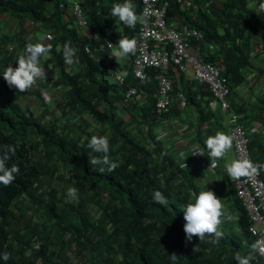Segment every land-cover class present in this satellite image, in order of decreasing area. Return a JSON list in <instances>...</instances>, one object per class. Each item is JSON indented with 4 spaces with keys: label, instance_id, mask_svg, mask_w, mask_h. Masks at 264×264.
I'll return each instance as SVG.
<instances>
[{
    "label": "trees",
    "instance_id": "obj_1",
    "mask_svg": "<svg viewBox=\"0 0 264 264\" xmlns=\"http://www.w3.org/2000/svg\"><path fill=\"white\" fill-rule=\"evenodd\" d=\"M61 1L0 0V14L8 15L19 26L15 34L3 32L4 43L0 41V143L15 147L9 166L16 164L20 169L11 186H0V252L12 256L7 262L0 259V264H78L77 257L79 264H237L236 254L247 255L257 240L250 231L253 222L238 194L237 180L228 176L221 161L207 181L214 187H202L192 168L182 167L181 162V136L191 142V160L206 157L210 163L211 158L195 121L185 119L181 134L179 94L186 97L187 105H200V123H210L209 115L215 111L205 113L192 87L171 76L172 69L179 71L176 67L166 73L173 84L168 111L158 107L159 69L150 68L149 79L144 80L134 76L132 67L121 72L125 78L122 84L111 78L113 71H121L120 65L109 58L111 49L101 44L106 39L118 43L120 34L103 25L102 0L81 1L88 28L99 30L103 34L100 39L82 34L83 26H75V16L72 23L65 22ZM229 1L223 12L243 6V2ZM174 4L168 9L169 21L177 9ZM247 21V25H233L241 27L243 33L239 28L232 36L220 33L217 26L210 29L203 22L196 24L206 41L230 46L220 63L225 66L231 89L246 82L242 69L252 65L250 51L244 54L237 42L244 32L254 29L251 20ZM28 24L31 28L40 25L50 35L44 42L51 44L52 50L44 66L51 68L47 79L19 92L8 85L3 72L8 65L18 64L27 43L38 42L29 33ZM140 25L131 38H136ZM187 41L192 47L196 40L188 37ZM65 42L76 49L72 65L65 63L62 51H57ZM206 60L217 63L215 58ZM205 86L206 90L201 88L203 96L212 97L209 86ZM131 87L138 91L127 99L125 94ZM21 96L37 107L35 113L21 106ZM237 112L241 117L233 125H245ZM244 128L248 135L252 130L257 136L255 129ZM93 136L107 137L108 155L119 164L114 171L101 172L103 165H90L89 157L104 156L88 147ZM261 146L264 144L258 139H251L253 159L264 164L256 154ZM197 150L204 155L195 154ZM260 171L264 180V169ZM69 187L78 190V200L69 198ZM210 189L221 198L232 219L225 217L219 243L210 242L214 238L199 241L193 237L186 244L180 207ZM156 191L168 200L167 207L155 202ZM251 264H264V258L257 255Z\"/></svg>",
    "mask_w": 264,
    "mask_h": 264
},
{
    "label": "crops",
    "instance_id": "obj_2",
    "mask_svg": "<svg viewBox=\"0 0 264 264\" xmlns=\"http://www.w3.org/2000/svg\"><path fill=\"white\" fill-rule=\"evenodd\" d=\"M75 0H62L65 11L63 13V18L65 22H71L74 17L72 3ZM82 1V0H81ZM229 0H182L181 2H176L174 7H177L174 13H172L171 21L178 27L183 28L185 26L196 27L197 23H205L209 25L210 29H214L215 26L218 27L220 33L229 32V34L234 35L238 32L243 33L242 28H234V26L241 25L242 22L244 25H247L248 19L254 24L253 31L244 32V36L238 39L239 47H241L246 54V51H250V59L252 65L248 68L242 69V73L246 76V82L233 87L232 94L229 97L231 106L234 110L239 111L242 114L243 122L247 128H254L255 135L252 137L258 139V141L264 144V13H257L255 10L259 9L261 4H264L261 0H230L236 4L243 2V6L240 8H231L229 7L228 11L223 12L226 7V3ZM124 0H102L101 7L104 9L100 10V13H103L101 21L104 22V26H109V31L113 34H120L127 36L129 38L133 37L136 27L129 28L124 24L118 22V19H115L110 16V9L115 3H123ZM133 3L136 7V11L140 14V1L133 0ZM246 3V4H244ZM100 7V9H101ZM172 7V6H171ZM104 11V12H103ZM242 17H245V21H241ZM72 23V22H71ZM75 26L78 27L74 21ZM234 25V26H233ZM29 33L34 39H38L40 35L46 34L48 41V33L45 29H42L40 25H34L31 28V25L28 24ZM80 28V27H78ZM19 29L18 23L10 18L8 15L0 14V41L5 40L3 32L7 34H15ZM82 34H88L90 37L100 39L103 34L97 30L96 32L91 30L88 27H81ZM118 29V30H117ZM249 29V28H248ZM246 31V30H245ZM250 31L252 33H250ZM239 36V34L237 35ZM195 43L192 42V50H194L199 56L206 59L210 57L215 58L218 63L222 62L224 56L228 53L230 46H225L223 44H218L216 41H206L204 39H195ZM209 40V39H208ZM211 40V39H210ZM117 44V43H115ZM225 46V47H223ZM222 48V49H221ZM112 50V49H111ZM109 50V58H113L115 64L120 65V72H127L132 67V55H129L126 58H123L118 63L115 57L110 56L112 52ZM247 55V54H246ZM243 56V55H242ZM48 71L49 66L45 68ZM55 74V71H53ZM50 74H52L50 72ZM48 74V75H50ZM174 75L176 79H181L182 85H188L197 93L196 101H200L203 104V111L210 114L211 111H215V114L209 115L211 122L200 123L201 107L200 105H187L185 108L181 106V134L182 128H185L184 120L195 121V129L198 131V134L205 137L209 136L210 133L213 135L222 130L223 132L229 131L230 133V118L231 113L229 111H224L218 105L216 107L211 106L212 97H204L202 90H206V86L200 84L195 80V77L192 73L179 72L172 69L171 76ZM111 78H114L111 74ZM115 79V78H114ZM202 88V90H201ZM200 89V90H199ZM205 98L208 100L206 102ZM242 110V112L240 111ZM180 120V117H178ZM229 126L228 127L226 126ZM201 132H200V130ZM196 134V132H195ZM198 138V135H196ZM191 142H188L187 138L181 136V162L182 165H188L192 168L193 173L196 175V179L199 181V185L202 187H211L207 181L212 179L211 171L213 169L211 162L209 163L206 157H203L200 160L194 161L191 160L190 152ZM264 161V146H261V151L256 153ZM206 158V159H205ZM235 158L234 147L228 152L227 156L223 159L214 161L215 164L221 162L225 164L230 163ZM209 175V178L207 176ZM212 190V189H210Z\"/></svg>",
    "mask_w": 264,
    "mask_h": 264
},
{
    "label": "clouds",
    "instance_id": "obj_3",
    "mask_svg": "<svg viewBox=\"0 0 264 264\" xmlns=\"http://www.w3.org/2000/svg\"><path fill=\"white\" fill-rule=\"evenodd\" d=\"M139 1H140V14L137 13L133 0H124L123 3H115L112 5L110 9V16L115 19H118V22L124 24L125 26L134 29L138 23H143L145 18V15L142 14L144 10V2L143 0H139ZM163 1L164 0H160L159 5H161ZM168 1H169V6L167 7L166 18H167L168 9L173 4V1L181 2L182 0H168ZM75 2H79L83 9L84 17L87 22L85 25L79 23L77 15L74 12ZM61 6H63V4H61ZM72 8L78 26L88 27V20L86 18V13L82 6L81 0H75L72 3ZM255 11L257 13H264V4H261L259 6V9H256ZM167 22L169 25L176 26L172 21H169L168 18H167ZM185 27L192 28L201 34V36L197 35V36H193L192 38L204 39L203 31H201L197 27H190V26H185ZM183 28H179V29H183ZM49 37L50 35L48 34V38ZM46 39H47V35L43 34L38 37V42L27 43L24 50V54L20 55L17 59L18 64L16 65L13 64V66L8 65V67L4 70L3 72L4 80L8 83L10 87H15L16 89H18L19 92H26L32 87H34L37 84V81L47 79V71L44 66L45 65L44 61L48 59L49 53L52 50V45L45 43L44 41ZM107 41H109V43H111L112 45V46L109 45L106 46L112 49L110 56L115 57L118 63L120 62L121 59L126 58L129 55L134 56L137 51L138 44L135 38H129L127 36L120 35L117 44H115L113 41L109 39H106V41L103 43H106ZM2 42L4 43V41ZM9 48L13 49L14 45L12 46L10 45ZM57 51H62L65 63L69 65L75 63L74 58L76 56V49L71 46L70 42H65L63 45H58ZM192 51L203 61L211 62L199 56L194 50ZM95 58L97 59V57ZM215 64H221V63L217 62ZM172 67H176L181 72L192 73L195 77V80L199 82L192 69L181 70L179 67L172 65L171 68L168 70V72L172 69ZM49 68L51 67L49 66ZM132 68L134 70L133 65ZM160 72L162 73V75L168 77L166 73L162 72V70H160ZM116 73H120L123 76L121 72L113 71L112 74L115 79L116 78L119 79L118 76L115 77ZM146 74L147 77L145 79H149V74L147 71ZM168 79L170 78L168 77ZM140 80H144V79H140ZM200 84L208 85L210 91L212 92L211 87L208 83H200ZM227 85L229 87V94L227 96V100L229 102V108L227 109L222 108L221 104L215 98L212 92L213 98L211 101V106L216 107L218 105L224 111L226 112L229 111L231 113V118L229 121L230 133L217 131L214 135L208 136L205 141L206 148L208 150V156L211 158L210 166L215 167L216 165L214 161L225 158L228 152L234 147L236 159L232 160L230 163L226 164L225 166L228 176L234 181L240 180L242 178H247L251 180L254 179V177L259 174V171L261 169H264V164L256 163L251 155V139L253 138L252 130H251V135H248L246 132V135L248 137V147L251 158H242V159L238 158L235 136L234 134H232V131L234 126L242 125L243 127H245V125H243L242 122L241 123L237 122L236 124L233 125L234 120H238V118L241 117V115H239L238 112L234 110V108L231 106L229 97L232 94V89L229 85L228 78H227ZM172 88H173V84H172ZM23 97L27 98L26 96H21L19 99ZM186 106L187 103L184 107ZM35 110H36L35 108H30L29 112L35 113ZM88 147L93 152L104 153V156L102 158L89 157L90 165H97V164L103 165L99 169L101 172L103 171L112 172L119 166V164L115 161H112L108 155L109 141L107 137H97V136L91 137ZM195 154L204 155L203 152L200 150H197ZM14 155H15V147L12 144L0 143V186L3 187L11 186V184L16 180L17 176L19 175L20 169L18 165L11 164L9 166V162L11 161ZM183 166L184 165H182V167ZM260 176H261V171H260ZM67 195L72 201L78 200V190L75 187H69L67 189ZM153 199L155 200V202H157L160 205H163L165 207L168 206V200L163 196V194L160 191H156L154 193ZM180 208L183 210L184 213V220H185L184 232L186 237L185 240L186 244L188 242H191L193 237H198L199 241H204L206 237L214 238V240H210V242L219 243V241L224 236V232L222 231L221 226L224 223L225 217L228 220L232 219L231 215L226 212L225 205L223 204L221 198H219L216 195V193L212 190L201 191L195 197L194 201L188 202L187 204L182 205ZM196 250L197 248L195 247L193 251ZM257 255H259L260 257H264V237L255 240L250 245V249L247 255L241 256L239 253H237L235 259L237 261V264H251V261H253ZM173 258H175V254H173ZM0 259H2L5 262L11 260L12 259L11 253L7 251L0 252Z\"/></svg>",
    "mask_w": 264,
    "mask_h": 264
},
{
    "label": "built area",
    "instance_id": "obj_4",
    "mask_svg": "<svg viewBox=\"0 0 264 264\" xmlns=\"http://www.w3.org/2000/svg\"><path fill=\"white\" fill-rule=\"evenodd\" d=\"M264 2V0H262ZM145 15L140 30L136 36L137 51L133 58L134 74L139 79L147 77L146 71L156 68L167 73L172 65L181 70L192 69L200 83H208L215 98L219 101L223 109L229 108L227 96L229 87L227 77L224 75L225 66L203 61L190 48L188 37L201 36L196 30L184 27L179 29L174 25H169L166 18L169 1L164 0L159 5L160 0H143ZM74 12L80 24L87 22L83 9L79 2L74 4ZM112 46L109 41L102 43L101 47ZM112 72V69H109ZM117 81L122 84L124 77L116 73ZM137 93L136 87H131L126 91V98L130 99ZM182 106L187 101L183 94H179ZM172 101V82L168 77L162 75L159 79L158 107L162 111H168ZM232 134L235 136V143L238 158H251L248 137L242 125L234 126ZM238 194L243 198L249 216L252 220L250 231L253 236L260 239L264 237V181L260 177V171L254 179L242 178L237 180ZM264 258V257H262Z\"/></svg>",
    "mask_w": 264,
    "mask_h": 264
},
{
    "label": "rangeland",
    "instance_id": "obj_5",
    "mask_svg": "<svg viewBox=\"0 0 264 264\" xmlns=\"http://www.w3.org/2000/svg\"><path fill=\"white\" fill-rule=\"evenodd\" d=\"M18 102L21 104V106L24 108V109H26V110H29L30 108H37L35 105H32L31 103H29L28 101H27V98H21V99H19L18 100ZM35 106V107H34ZM27 108H29V109H27ZM227 127H228V129H229V126L228 125H226ZM79 260H80V258L79 257H77L76 258V263H78L79 264Z\"/></svg>",
    "mask_w": 264,
    "mask_h": 264
}]
</instances>
